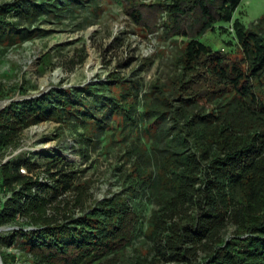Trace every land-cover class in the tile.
<instances>
[{"label":"trees","instance_id":"obj_1","mask_svg":"<svg viewBox=\"0 0 264 264\" xmlns=\"http://www.w3.org/2000/svg\"><path fill=\"white\" fill-rule=\"evenodd\" d=\"M70 1L98 4L64 6ZM125 1L136 26H163L183 44L179 73L144 95L139 81L112 79L0 110V191L9 194L0 201V228L10 229L0 234L4 264H97L117 259L140 235L148 247H136L134 264H264V17L246 25L243 0ZM60 2L1 3V51L38 35L44 15L65 10ZM208 33L223 47L206 42ZM46 120L127 133L130 193L147 198L150 215L121 196L88 209L80 172L61 156L44 165L25 155L2 160Z\"/></svg>","mask_w":264,"mask_h":264},{"label":"rangeland","instance_id":"obj_2","mask_svg":"<svg viewBox=\"0 0 264 264\" xmlns=\"http://www.w3.org/2000/svg\"><path fill=\"white\" fill-rule=\"evenodd\" d=\"M12 1L15 0H0V4ZM65 1L68 0L60 2L65 10L39 20L35 26L41 31L34 38L6 51L0 49V110L13 101L35 98L53 89H82L89 84L108 87L112 79L139 81L144 95L155 82L168 83L179 73L177 57L183 44L168 38L163 26L153 31L136 26L127 14L125 0H98L92 7L89 3L76 5L74 1L64 6ZM240 12L244 13L246 25H250L264 17V0H243ZM205 41L223 47L211 33L205 35ZM240 58L235 55L232 59ZM111 126H116L115 121ZM126 135L110 127L101 131L86 123L46 120L26 129L21 146L2 160L25 155L44 165L48 156H61L80 172L79 181L89 193L88 209L99 201L121 196L128 203L140 204L143 215L149 216L154 206L142 193H130V179L125 174L132 162L126 157ZM44 169L45 166L39 172ZM8 196L0 191V201ZM68 196L74 201L73 193ZM79 208L77 214L81 213ZM9 230L0 228V234ZM234 230L230 225L225 236L232 237ZM142 245L148 247L140 235L117 259L97 264H134L136 247ZM3 249L19 253L16 247Z\"/></svg>","mask_w":264,"mask_h":264},{"label":"water","instance_id":"obj_3","mask_svg":"<svg viewBox=\"0 0 264 264\" xmlns=\"http://www.w3.org/2000/svg\"><path fill=\"white\" fill-rule=\"evenodd\" d=\"M0 264H4L1 253H0Z\"/></svg>","mask_w":264,"mask_h":264},{"label":"built area","instance_id":"obj_4","mask_svg":"<svg viewBox=\"0 0 264 264\" xmlns=\"http://www.w3.org/2000/svg\"><path fill=\"white\" fill-rule=\"evenodd\" d=\"M22 172L26 173V171L23 169Z\"/></svg>","mask_w":264,"mask_h":264},{"label":"bare ground","instance_id":"obj_5","mask_svg":"<svg viewBox=\"0 0 264 264\" xmlns=\"http://www.w3.org/2000/svg\"><path fill=\"white\" fill-rule=\"evenodd\" d=\"M93 56H94V55H93ZM93 56H92V57H93ZM95 65H96V64H95ZM91 67H92V66H91ZM88 68H89V67H88Z\"/></svg>","mask_w":264,"mask_h":264}]
</instances>
